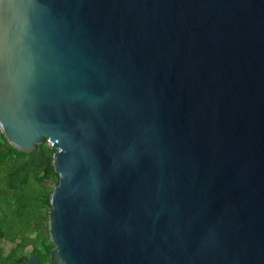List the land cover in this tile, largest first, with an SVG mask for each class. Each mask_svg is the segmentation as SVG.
Segmentation results:
<instances>
[{
    "label": "water",
    "instance_id": "95a60500",
    "mask_svg": "<svg viewBox=\"0 0 264 264\" xmlns=\"http://www.w3.org/2000/svg\"><path fill=\"white\" fill-rule=\"evenodd\" d=\"M0 132L52 264H264V0H0Z\"/></svg>",
    "mask_w": 264,
    "mask_h": 264
},
{
    "label": "trees",
    "instance_id": "16d2710c",
    "mask_svg": "<svg viewBox=\"0 0 264 264\" xmlns=\"http://www.w3.org/2000/svg\"><path fill=\"white\" fill-rule=\"evenodd\" d=\"M53 154L46 142L34 152L18 151L0 132V241L13 245L6 254L0 245V264H22L34 255L44 264L51 261L53 245L46 244L42 227L48 223L54 189L50 180L57 178ZM28 246L33 251L27 253Z\"/></svg>",
    "mask_w": 264,
    "mask_h": 264
},
{
    "label": "rangeland",
    "instance_id": "374dc122",
    "mask_svg": "<svg viewBox=\"0 0 264 264\" xmlns=\"http://www.w3.org/2000/svg\"><path fill=\"white\" fill-rule=\"evenodd\" d=\"M47 143V142H46ZM44 144V143H43ZM48 144V143H47ZM49 145V144H48ZM54 155V154H53ZM52 160H53V157H52ZM52 165H53V163H52ZM56 181H59V177H58V175H57V178L56 177H54V178H52L51 180H50V182H51V186L52 187H56L57 185H56ZM50 210H51V206H50V209H49V212H48V217H49V213H50ZM42 230L44 231V232H46L47 233V236H48V238H47V240H46V244L48 245V246H50V243H51V241H50V237H49V234H48V223H47V225H43V227H42ZM34 236V235H33ZM32 236V237H33ZM0 245H1V247L3 248V250H4V254H6L12 247H13V245H10V244H5L2 240L0 241ZM53 245V244H52ZM53 247L54 246H52V249H53ZM31 251H33V248L31 247V246H28V247H26V252L28 253V252H31ZM47 264H49L47 261H45Z\"/></svg>",
    "mask_w": 264,
    "mask_h": 264
},
{
    "label": "flooded vegetation",
    "instance_id": "af4514ba",
    "mask_svg": "<svg viewBox=\"0 0 264 264\" xmlns=\"http://www.w3.org/2000/svg\"><path fill=\"white\" fill-rule=\"evenodd\" d=\"M40 264H44V263H42V261L40 260ZM49 264H52V263H51V261H50V263H49Z\"/></svg>",
    "mask_w": 264,
    "mask_h": 264
}]
</instances>
